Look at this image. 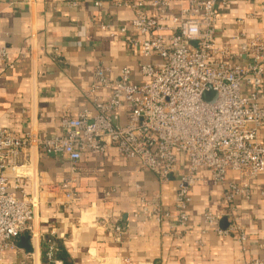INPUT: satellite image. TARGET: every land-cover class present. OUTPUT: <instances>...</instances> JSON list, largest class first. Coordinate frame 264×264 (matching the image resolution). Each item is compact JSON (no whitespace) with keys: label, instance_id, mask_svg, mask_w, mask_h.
<instances>
[{"label":"built area","instance_id":"built-area-1","mask_svg":"<svg viewBox=\"0 0 264 264\" xmlns=\"http://www.w3.org/2000/svg\"><path fill=\"white\" fill-rule=\"evenodd\" d=\"M172 1L120 0L117 5L131 11L129 21L112 30L110 23L101 27L110 36L123 37L144 59L137 66L142 80L132 81L127 66L111 78L110 68L99 64L83 90L92 108L73 117L62 115L60 133L16 135L0 127V264L3 253L14 249L16 238L26 232L34 234L40 201L34 191L43 180L29 168L32 150L61 157L69 164L70 175L47 183L49 193L62 195L63 206L79 201L73 176L80 170L78 164L109 147H115L123 158L136 159L161 183L176 179L173 202L167 208L157 198L147 200L146 193L135 187L142 207L130 217L142 224L173 219L170 229H186L191 190L203 178L200 170L224 187L227 203L250 198L252 181L264 173V104L259 102L264 95V38L237 32L233 38L239 41L238 49L232 51L215 38L220 10L230 0H177L181 3L177 14L169 15ZM93 4L99 8L102 2ZM259 4L264 11V0ZM8 56L7 49L0 47V58ZM242 57L246 62H240ZM209 89L215 92L213 101L203 98ZM101 90L108 91L109 97L103 98ZM229 172L237 174V181H227ZM9 180L18 195L9 190ZM111 193L112 189L104 195ZM221 216L205 212L202 233L209 228L221 237H232L244 251L248 236L237 216L231 214L224 229L218 226ZM127 224H112L110 229L119 235ZM258 247L262 255L245 264H264V242ZM55 250L49 247L47 259L59 264L54 260Z\"/></svg>","mask_w":264,"mask_h":264},{"label":"crops","instance_id":"crops-1","mask_svg":"<svg viewBox=\"0 0 264 264\" xmlns=\"http://www.w3.org/2000/svg\"><path fill=\"white\" fill-rule=\"evenodd\" d=\"M94 1L0 0V47L9 53L7 59L0 58V127L16 135L60 133L62 115L73 117L92 108L83 90L99 64L110 68L111 78L127 66L132 81L142 80L137 66L144 59L123 37L110 36L101 28L110 23L112 30L129 21L131 11L118 6L120 0H100L99 8ZM180 4L172 1L169 15L177 14ZM259 5V0H230L220 10L216 41L237 51L239 41L233 38L237 32L264 38V11ZM246 60L242 57L240 62ZM99 94L109 97L106 90ZM259 102L264 104V95ZM28 155L29 168L43 180L34 191L40 200L34 234L26 232L16 238L14 249L3 253V264H56L47 259L51 245L59 264H245L262 255L258 244L264 242V173L252 181L249 199L227 203L224 187L200 170L203 178L191 190L187 228L170 229L173 219L142 224L130 215L142 207L136 186L147 200L157 198L167 208L173 202L176 179L161 183L136 159L121 157L115 147L102 155L89 154L78 164L80 170L73 176L79 201L71 206L62 205L60 193L47 190L50 181L70 175L69 164L37 150ZM6 173L12 175L9 170ZM237 179L236 173L227 174V181ZM12 182H8L9 190L18 195ZM110 189L113 193L105 196ZM26 191L30 192V186ZM205 212L222 215L221 229L227 227L231 214L237 216L248 236L245 250H240L234 238L221 237L212 229L202 233ZM126 222L119 235L110 229L112 224L124 226Z\"/></svg>","mask_w":264,"mask_h":264},{"label":"water","instance_id":"water-1","mask_svg":"<svg viewBox=\"0 0 264 264\" xmlns=\"http://www.w3.org/2000/svg\"><path fill=\"white\" fill-rule=\"evenodd\" d=\"M215 97H216L215 92L211 89L203 93V98L207 101H213Z\"/></svg>","mask_w":264,"mask_h":264}]
</instances>
